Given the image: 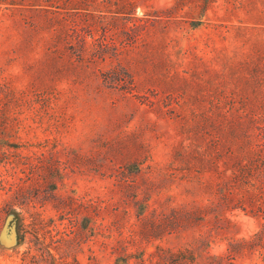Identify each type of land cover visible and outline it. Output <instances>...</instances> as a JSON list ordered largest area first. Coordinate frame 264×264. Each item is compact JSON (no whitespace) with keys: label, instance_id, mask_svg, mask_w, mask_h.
<instances>
[{"label":"rangeland","instance_id":"obj_1","mask_svg":"<svg viewBox=\"0 0 264 264\" xmlns=\"http://www.w3.org/2000/svg\"><path fill=\"white\" fill-rule=\"evenodd\" d=\"M0 264H264V0H0Z\"/></svg>","mask_w":264,"mask_h":264},{"label":"water","instance_id":"obj_2","mask_svg":"<svg viewBox=\"0 0 264 264\" xmlns=\"http://www.w3.org/2000/svg\"><path fill=\"white\" fill-rule=\"evenodd\" d=\"M8 231H10V228H9V230Z\"/></svg>","mask_w":264,"mask_h":264}]
</instances>
